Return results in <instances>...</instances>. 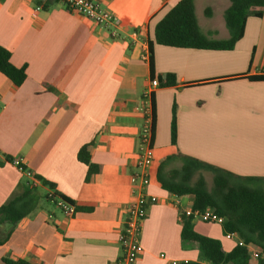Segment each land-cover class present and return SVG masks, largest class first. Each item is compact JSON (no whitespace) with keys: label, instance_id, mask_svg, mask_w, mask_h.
<instances>
[{"label":"crops","instance_id":"crops-1","mask_svg":"<svg viewBox=\"0 0 264 264\" xmlns=\"http://www.w3.org/2000/svg\"><path fill=\"white\" fill-rule=\"evenodd\" d=\"M94 1L118 16L116 29L97 27L58 0H0V47L10 53L14 67L26 68L19 87L0 74V206L32 185L37 197L34 210L0 247V264H115L125 209L133 200L131 177L142 124L137 107L150 82H161L167 74L175 84L159 85L152 97L147 214L134 264L196 262L199 252L182 247L180 237V216L190 212L194 198L171 194L161 182H179L174 174L182 172L181 157L264 179V76L259 73L264 13L247 18L243 37L230 51L153 43L149 52L157 23L181 0ZM198 1L194 10L201 33L209 40H227L223 15L230 2L216 0L222 23L214 25L199 22ZM206 15L214 17L210 9ZM174 107L177 139L172 145ZM83 147L96 168L87 181L88 168L77 157ZM14 161L53 184L71 201L74 214L66 216L48 202L52 191L21 173ZM192 227L219 241L225 252L236 245L218 222L196 219Z\"/></svg>","mask_w":264,"mask_h":264},{"label":"trees","instance_id":"trees-1","mask_svg":"<svg viewBox=\"0 0 264 264\" xmlns=\"http://www.w3.org/2000/svg\"><path fill=\"white\" fill-rule=\"evenodd\" d=\"M230 6L225 10L223 18L229 32L227 40H209L205 37L195 17L194 0H181L168 10L157 23L153 32V41H148V49L154 44L181 49L230 51L243 37L247 18H260L264 13V0H228ZM10 53L0 47V74L5 76L14 86H21L26 80V68H16L10 62ZM264 79V78H262ZM160 86L175 84V77L167 74L160 80ZM153 107V106H152ZM153 110V108H152ZM154 126V116H153ZM176 110L172 111L170 123V142L176 144ZM78 160L87 166L86 181L96 172L91 164L85 147L78 152ZM183 158L182 172H175L181 177L179 182L163 181L162 187L177 196L192 195L194 200L190 213L210 211L207 223L218 222L223 234L236 240L235 247L225 252L219 241L199 235L193 230L192 215L182 214L181 244L184 248H194L199 252L196 262L181 264H264V179L239 177L214 166L195 159ZM173 160L169 158L167 161ZM212 175V187L207 189L203 174ZM192 186L189 181L196 177ZM33 181L52 191L46 197L48 202L57 205L60 200L72 205L71 201L56 192L53 184L38 176ZM34 185L9 202L0 206V247L9 239L15 226L36 207ZM75 208V207H74ZM76 211V209H75ZM74 211V212H75ZM256 249L253 251L252 249ZM4 264H30L23 260H3Z\"/></svg>","mask_w":264,"mask_h":264},{"label":"built area","instance_id":"built-area-1","mask_svg":"<svg viewBox=\"0 0 264 264\" xmlns=\"http://www.w3.org/2000/svg\"><path fill=\"white\" fill-rule=\"evenodd\" d=\"M65 9L78 16L88 19L95 26L101 28L116 29L120 24L118 16L112 12L102 8L94 0H58ZM132 37H136L137 33L133 32ZM148 56L147 49H144V59ZM259 73L264 76V68ZM159 88V82L152 80L150 87L144 90L140 97V104L137 111L142 116V124L138 133V149L136 154L135 172L132 174L133 200L125 209V217L123 219L122 228L119 235L120 256L115 264H134L140 257L141 247L140 238L142 233V225L147 214V195L144 192V187L147 178V169L151 160L152 153V134H153V110L152 97L154 91ZM13 164L17 169L32 179L30 172L26 171L17 161ZM33 180V179H32ZM35 182V181H34ZM56 207L66 216H72L75 208L72 205L66 204L60 200L57 201ZM192 215L193 220H202L207 222L212 214L210 211L200 213H188Z\"/></svg>","mask_w":264,"mask_h":264},{"label":"rangeland","instance_id":"rangeland-1","mask_svg":"<svg viewBox=\"0 0 264 264\" xmlns=\"http://www.w3.org/2000/svg\"><path fill=\"white\" fill-rule=\"evenodd\" d=\"M197 16L200 23H208V24H221L222 16L219 10H217L216 0H199L197 2ZM210 7V8H209ZM216 7V8H215ZM206 9H210L214 14L212 20H209V16L206 15ZM207 189L210 190L212 187V175L209 173L203 174ZM40 192V191H39Z\"/></svg>","mask_w":264,"mask_h":264}]
</instances>
